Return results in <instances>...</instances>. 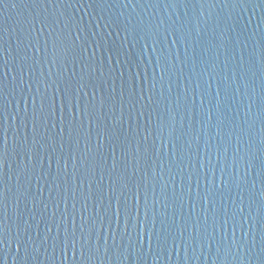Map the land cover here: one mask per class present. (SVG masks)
<instances>
[{
    "label": "water",
    "instance_id": "95a60500",
    "mask_svg": "<svg viewBox=\"0 0 264 264\" xmlns=\"http://www.w3.org/2000/svg\"><path fill=\"white\" fill-rule=\"evenodd\" d=\"M16 6L9 5L3 9V16L0 17L4 27L8 30L4 39L5 56L9 61L5 71L15 67L13 57L16 53L17 38L27 44L25 35L32 32L27 20H38L42 16L55 18L56 24L52 29L40 31L41 25L35 24V32L29 36L33 47L29 55L40 59V64H33V76L39 78L41 72L44 78H47L49 68L52 65L43 62V47L45 40H49V51L51 49V38L49 31L58 32L64 30L65 34L72 33V39L76 35H81V39L86 43L93 41V33L97 37L103 35L106 37V43L96 50L94 57L95 67L101 69L104 73V79L109 80V90L115 86L117 97L121 87L124 89L125 106L123 108V122L120 125L127 130L129 122L133 128L140 132L139 140L141 151H143V136L145 129L152 132V136L147 141L149 154L145 158L146 163L141 162V173L137 176V181L143 183L142 176L147 172L150 178L149 201L155 198L158 202L155 204V229H162L161 220L167 218L168 223H180L183 225L184 218L189 215L192 217L187 226V230L176 232V242L171 243V237L168 244H161L157 249L155 243L151 251L148 249L147 236L142 257L139 262L136 260V233L130 235L122 231L123 221L121 220V230L117 231L115 218L113 217L112 229L105 232L99 230L101 259L96 264H260L264 260V253H261L260 244V220L264 217V205L261 204L260 196L264 185L260 183L257 176L259 165L264 161V0H252L251 3L245 0L243 7H232L233 0H52L49 5L38 4L39 0H15ZM69 3L71 6H69ZM59 4V7H57ZM213 4L215 6H213ZM227 4V7L225 6ZM127 5V6H125ZM193 17L195 21L187 23L184 31L190 32V37L182 42L179 36H168L165 40L163 29L160 30L159 39L161 44L155 45L156 51H153L151 41L145 42L144 32H139L133 36L125 31V26L131 20L133 24L141 26L151 21L154 25L163 22V27L175 25L177 28L181 24ZM68 21L65 27V21ZM23 22V23H22ZM218 23V26H217ZM259 26V27H258ZM79 27L83 32H79ZM197 27H199V36H197ZM36 36H39V47L41 53H36ZM175 40V44H173ZM199 41V44H194ZM95 47V45H92ZM166 47L164 54L169 56L173 67L169 68L163 74L157 69V57L161 50ZM122 49L121 55L117 58L109 49ZM92 49H89L91 53ZM130 53L131 55H125ZM109 57H112L109 62ZM50 58V57H49ZM117 60L119 62H117ZM243 68L246 75L245 86L240 68ZM55 72V68L52 69ZM17 77L19 81V71L10 72L8 79L12 76ZM99 77V71L97 72ZM25 80L28 75H25ZM155 84V89L151 90ZM230 88L229 97L225 99L224 90ZM41 86V91H43ZM135 90V99L140 100L141 94L144 99L138 103L135 108L128 104L131 93ZM143 90V93H141ZM220 92V101L225 112L223 123L218 125L215 115L216 93ZM35 93V86H33ZM204 95L201 96L200 94ZM187 94V104L192 105L190 109L185 107V95ZM151 98V102L150 99ZM204 101V111L201 113L200 103ZM12 104L9 106L10 114L15 110V101L9 96ZM194 101V104H193ZM211 102V103H209ZM209 108L212 109L209 113ZM143 112V115L140 113ZM211 114V120H209ZM120 105L114 113L106 115L110 117H119ZM150 121V122H149ZM163 122L165 129L161 136L157 125ZM173 123V138L170 141L168 137V124ZM11 124V119L9 121ZM240 130L245 135L239 133ZM21 139L24 130L21 128L16 133ZM14 130L10 128L9 136V158L5 165L6 179L12 177L9 186L15 191L16 183L13 171L21 161H26L27 156L23 153L13 154L11 151ZM177 137H180L178 140ZM123 138V137H122ZM31 135L29 133V140ZM94 143V141H93ZM183 144V150L179 151L180 144ZM176 145L174 148L173 145ZM84 143L81 142L83 150ZM136 141H132V152L135 155ZM226 149V151H225ZM247 151L255 153L256 167L248 169L247 165L241 168L234 163L233 157L239 160V156ZM175 153V156H174ZM119 155V153H117ZM111 154L107 155L109 165L111 163ZM133 163L135 161L133 160ZM53 171L55 170V158L52 160ZM48 169V160L45 156L44 170ZM71 170V162H69ZM223 170V171H221ZM153 172L155 176H153ZM215 176L217 183L221 179L228 181L230 176L239 174L246 175L247 184L241 183L239 187L235 183L230 184L224 191L223 197L217 196L214 202L205 204L203 194L205 186L209 180ZM191 175V192L188 191ZM107 179V178H106ZM161 181L167 185L168 199L161 196ZM199 181V188L197 187ZM255 181V203L249 200V192L252 182ZM183 182L184 196L183 207L177 200L175 205L172 201V189L180 191V185ZM41 178L39 183L32 180V191L37 197L34 202H28L20 199L17 203L15 213L12 210L15 198L13 193H9V228L14 233L15 225L20 224L21 231L27 228L39 249L35 255L37 264H64L63 253L59 248L55 250V261L46 257L53 256V239L57 233L56 222L50 223L47 219L53 211L56 213V221L64 218L65 204L61 201L59 209L49 204V185ZM153 186L155 194L153 197ZM223 188V185H221ZM42 189V195L39 190ZM95 184H93V190ZM199 190L201 199L196 201V192ZM55 192L53 191V196ZM43 201V203H41ZM55 203V202H53ZM44 204H48V210L45 212ZM143 205V196L141 197ZM193 205L195 208L193 209ZM107 206L100 207L96 200L89 201L87 204L88 212H91L96 218L98 224L103 218L104 228H107V217L104 209ZM243 213H240V209ZM227 209L228 216L231 217L233 210L236 211V219L243 228H237L235 239L238 242L232 246L231 253L227 254L225 259L224 244L231 245L233 240V225L231 221L225 227L223 225V212ZM219 210V220L214 223V213ZM259 212V215H258ZM67 221L71 224L73 218V201L71 198L67 202ZM87 215L81 204L77 202L75 211V220L77 226L81 221V215ZM17 216L20 217L17 221ZM205 217L207 224L205 225ZM43 218V219H42ZM141 222L143 221V207H141ZM27 221V223H25ZM246 221V222H245ZM152 222V212H149V225ZM48 227H51V233H48L47 241L44 240ZM206 227L202 242L193 241L185 244L189 231L196 235L198 229L203 230ZM63 225H61V231ZM112 232L116 233L115 242L119 246V254L113 247ZM247 233V244H243ZM105 235L108 236L109 251L105 257L103 247ZM96 232H93L95 239ZM255 236V246L252 244V238ZM226 237V239H225ZM129 239L132 244L129 245ZM219 247V252L217 248ZM15 254L13 247L9 254V264H12V256ZM187 257V260H186ZM71 261V252H69V262Z\"/></svg>",
    "mask_w": 264,
    "mask_h": 264
},
{
    "label": "snow or ice",
    "instance_id": "6c2138e0",
    "mask_svg": "<svg viewBox=\"0 0 264 264\" xmlns=\"http://www.w3.org/2000/svg\"><path fill=\"white\" fill-rule=\"evenodd\" d=\"M51 4L52 0H39V3H34V7L45 6ZM132 3L133 0H128ZM210 2V0H209ZM249 3L252 0H248ZM176 0H172L175 4ZM245 0H233L232 7H243ZM9 5L16 6L15 0H0V17L3 16V9ZM69 6L71 4L69 3ZM127 6V5H125ZM213 6H215L213 4ZM227 7V4L225 5ZM59 7V4H57ZM198 21L195 17L191 20L181 24L179 28L176 27L175 22L167 28L163 27V22L159 25H154L151 21L141 26L140 24H133L130 20L125 26V31H128L133 38L144 32L145 42L151 41L153 44V51H156L155 45L161 44L159 39L160 30L163 29L165 40L168 36H179L182 42H185L190 37V32L184 31L186 24ZM23 23V22H22ZM26 23L32 27V32L25 35V40L28 43L25 45L19 38H17V48L15 56L13 57L15 67L5 71L8 67L9 61L5 56L4 39L8 31L4 27L2 19H0V264H9V254L14 247L15 254L12 256V264H37L35 255H32L30 261V253H37L39 249L32 236L28 233L27 228L21 231L20 224L17 222L15 225V232L13 233L9 228V193L12 192L15 198L12 210L15 213L17 203L20 199L28 202H34L36 196L32 191V180L35 179L39 183L43 178L46 182L50 179L49 185V204L59 209L60 202L65 204L64 218L56 221V213L53 211L51 216L47 219L50 223L56 222L57 233L53 239V256L46 257L53 262L55 261V250L59 248L63 253L64 264L69 262V252H71L70 264H96L97 260L101 259L100 253V235L99 230L104 229L108 232L112 229L113 217L115 218V225L117 231L121 230V220L123 221L122 231L125 234L135 232L136 239V260L140 261L145 244V236H147V244L149 251L152 250L153 244L159 249L161 244H168L171 237V243L176 242V232L187 230L188 224L191 222L192 217L189 215L184 218L183 225L180 223H168L167 218L161 220L162 229L157 231L155 229V204L158 202L155 198L152 199L151 205L149 201V183L150 178L147 172L143 173L142 181H137V176L141 173L142 160L146 163V157L149 154V146L147 141L152 136V132L145 129L143 136V151H141L139 140L140 132L137 128H133L131 122L128 124L127 130L123 129L120 125L123 122V108L125 106L124 89L121 87L119 97H117L116 88L113 84L109 90V80L104 79V73L101 69L95 67L94 57L96 50L101 48L106 43V37L100 35L97 37L93 33V41L85 42L81 39V35L77 34L75 39H72V33L69 31L65 34L64 30L58 32L49 31L48 36L51 38V49L49 51V40H45L43 47L44 61L50 65L47 78H44L41 72L39 78L33 76V64H40L42 61L29 55L33 47L32 41L29 36L35 32V24L41 25L40 31L45 29H52V26L57 23L55 18L42 16L38 20H27ZM261 23H264L262 18ZM68 21H65L67 27ZM218 26V23H217ZM259 27V26H258ZM79 32H83V28L79 27ZM199 27H197V36H199ZM36 53H41L39 47V36H36ZM173 40V44H175ZM194 44H199V41H194ZM95 45V47H92ZM92 49L91 53L89 49ZM166 47L161 50V54L157 57L156 66L161 73V80L163 74L173 65L168 55L164 54ZM122 49H109L118 58L121 55ZM130 56V53H124ZM50 57V58H49ZM112 57H109L111 62ZM117 62H119L117 60ZM55 68V72H53ZM19 71L20 77L17 82V77L12 76L9 81L8 76L10 72ZM99 71V77L97 72ZM242 79L246 83V73L243 68H240ZM25 75L28 79L25 80ZM33 86H35V93H33ZM43 86V91H41ZM155 89V84L152 85L151 90ZM230 88H225V99L229 97ZM143 93V90H141ZM201 96L204 94L201 93ZM15 101V110L10 114L9 106L12 100ZM135 90L131 93L128 104L135 108V106L144 99L143 94L140 100L135 98ZM220 92L216 93L215 115L218 125L223 123L222 117L225 112L222 110L223 105L219 99ZM150 102H151V98ZM187 94L185 95V107L190 109L192 105L187 104ZM120 105L119 117H110L106 119V115L114 113L117 109V104ZM211 103V102H209ZM194 104V101H193ZM201 113L204 111V101L200 103ZM212 109L209 108V113ZM144 113L141 112L140 115ZM211 120V114H209ZM11 119V124L9 123ZM150 122V121H149ZM168 137L171 141L173 138L174 126L172 122L168 124ZM14 130L12 139L11 151L13 154L23 153L27 156L26 161H21L16 169L13 171L15 177V191L9 186L12 177H6L5 165L9 158V130ZM24 130L23 138L21 139L16 133L20 129ZM160 135H163L165 125L161 121L157 125ZM29 133L31 139L29 140ZM241 135H245L243 130H240ZM123 137V138H122ZM179 140L180 137H177ZM136 141L135 155L132 152V141ZM83 141L84 147L81 149V142ZM94 141V143H93ZM175 148L176 145L174 144ZM179 151L183 150V144H180ZM226 151V149H225ZM119 153V155H117ZM111 154V163L107 160V155ZM239 160L233 157L234 163L238 168L247 165L250 170L256 167L255 153L247 151L243 155H239ZM45 156L48 160V169L44 170ZM175 156V153H174ZM55 158V170L53 171L52 160ZM133 160L135 163H133ZM69 162H71V170L69 169ZM223 171V170H221ZM245 176L239 174L229 177L226 182L221 179L220 183L213 178L208 181L205 186L203 200L205 204L214 202L215 198L219 195L223 197V193L227 190L230 184L235 183L237 187L241 183L247 184ZM153 176L155 173L153 172ZM257 176L260 183L264 185V161L259 165ZM107 178V179H106ZM191 175L188 177L189 186L188 191L191 192ZM93 184L95 189L93 190ZM223 185V188L221 187ZM199 188V181H197ZM184 185L181 182L180 191L177 192L176 188L172 189V201L175 205L176 201L180 202L181 208L183 207V191ZM42 195V189L39 190ZM53 191L55 195L53 196ZM153 197L155 189L153 186ZM249 192V200L255 203V181L252 182ZM143 196V205L141 204V197ZM161 196L165 200L168 199L167 185L161 181ZM71 198L73 201V218L71 224L68 223L66 217L67 202ZM201 199L199 190L196 192V201ZM96 200L99 202L100 207H104L105 201L107 206L104 209L107 217V228H104L103 218L97 222L96 218L91 212H88L87 204L89 201ZM261 204L264 205V190L260 196ZM55 202V203H53ZM79 202L84 212L87 215H81L79 226L76 224L75 211L76 204ZM43 203V201H41ZM141 207H143V221L141 222ZM195 205H193V209ZM45 212L48 210V204H44ZM152 212V222L149 225V212ZM243 213V209H240ZM236 211L233 210L232 216H228L227 209L224 210L223 225L226 227L231 221L233 225V240L231 245L224 244L225 259L227 254L231 253L232 246L238 242L235 239L237 228H243V225L236 219ZM259 215V212H258ZM20 217L17 216V221ZM43 219V218H42ZM219 220V210L214 213V223ZM246 222V221H245ZM27 223V221H25ZM207 224V217H205V225ZM61 225L63 229L61 231ZM51 227H48L45 233L44 240L47 241L48 233H51ZM96 232L95 239H93V232ZM207 231L206 227L203 230L198 229L196 235L193 236L189 231L185 244H190L194 240L202 242L204 233ZM260 244L261 253H264V217L260 220ZM113 247L115 252L119 254V246L116 245V233L112 232ZM226 239V237H225ZM247 233L243 244H247ZM132 241L129 239V245ZM252 244L255 246V236L252 238ZM103 251L105 257L108 254V236L105 235ZM219 252V247L217 248ZM187 260V257H186ZM101 264L103 262L101 261ZM264 264V260L260 261Z\"/></svg>",
    "mask_w": 264,
    "mask_h": 264
}]
</instances>
